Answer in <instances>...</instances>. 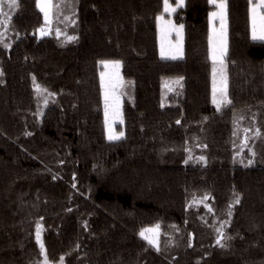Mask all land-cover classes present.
I'll use <instances>...</instances> for the list:
<instances>
[{
	"label": "trees",
	"instance_id": "trees-1",
	"mask_svg": "<svg viewBox=\"0 0 264 264\" xmlns=\"http://www.w3.org/2000/svg\"><path fill=\"white\" fill-rule=\"evenodd\" d=\"M18 4L4 9L10 47L0 44V264H42L38 224L53 264H264V137L250 141L254 157L242 148L243 129L264 133V41L251 38L249 0H227L233 103L221 111L209 0H185L171 16L185 33L176 60L159 53L163 0H67L75 23H57L75 41L41 38L36 0ZM103 60L121 61L133 85L115 141L106 137ZM178 77L183 87L169 91ZM37 84L55 95L38 96ZM224 220L231 239L221 248ZM156 224L160 252L139 236Z\"/></svg>",
	"mask_w": 264,
	"mask_h": 264
},
{
	"label": "snow or ice",
	"instance_id": "snow-or-ice-1",
	"mask_svg": "<svg viewBox=\"0 0 264 264\" xmlns=\"http://www.w3.org/2000/svg\"><path fill=\"white\" fill-rule=\"evenodd\" d=\"M211 4H213L217 11H213L211 16L213 21L219 19L220 27L216 29L213 27V33L210 37V45H211V55L210 58L212 60V103L215 105L217 111H221L223 108L232 105L233 101L229 95V77L227 73V64H226V56H227V0H209ZM250 11H251V20H252V38L254 40L264 41V0H249ZM68 6L67 0H36V7L43 14V24L39 28H37L36 32L39 33L40 37L43 38L45 36L55 35L57 39L61 36L65 38L66 41H75L78 39L76 36H69L67 32L62 31V29L58 26L57 21H60L63 16V21L67 23L74 24L75 21L73 16L75 13L73 12V16L64 15V9ZM185 6V0H175V4L170 3V0H163V13L171 16L176 13L178 9L183 8ZM7 7L8 9H15L19 7L18 0H0V28L3 30L0 31V44H3L5 48L10 47L9 44L5 43L4 38L7 35L8 26L10 24V15L9 12H6L4 9ZM161 14L157 17L158 21L161 24V57L165 59H180L183 57V29L184 25L174 24L170 19L165 20V15ZM172 33H175L177 39V43L174 46H171L174 50L168 53L165 52L164 40L171 36ZM170 43V42H169ZM100 64L104 68L114 69V74L110 75L108 80H105V73L101 72V84L104 88V104H105V118L106 123L108 125V140L115 141L123 138V132H115L112 128V124L114 120L109 119V101L110 99L115 102L117 106V111L114 115L117 118L121 117V113L118 110L120 97L116 95V90L118 88H123L125 86H131V81H124L123 77L120 75V68L122 67V62L119 60H103L100 61ZM3 75V72L0 71V76ZM33 81L35 82V77H33ZM183 77H178L175 80L165 82V87L169 88V91H175V87H169V83L174 86L183 87ZM36 92L38 96L44 95L54 96L55 93H50L46 88H42L40 85H35ZM124 93H121L123 95ZM47 98L44 99L45 106L47 105ZM42 114V113H41ZM120 123H123V119L120 118ZM180 121H177L179 124ZM243 141L242 148H248L251 151L252 156L256 155V152L250 147V141L253 139H258L264 137V133L261 132L259 128H246L243 129ZM251 133V135H249ZM238 132H234V135H237ZM30 135V133H29ZM206 147V145H204ZM191 150L189 149V152ZM239 155V153H238ZM191 155H189V159H191ZM199 161H205L204 156L199 157ZM187 162V161H186ZM253 160H248V165H251ZM75 186V185H73ZM235 199L233 204L240 203L239 194H234ZM209 195L205 194L202 198H193V204L196 203H204L209 199ZM192 206V205H189ZM205 207L208 208L209 211H212L210 205L205 204ZM231 205L229 207L228 215L231 216ZM230 224L229 220H224L220 227L217 228L218 237L216 239V244L223 248L226 247L225 241L231 239V237L226 236L224 232L225 226ZM42 230L43 226L38 224L36 227V241L39 245L40 254L43 256L42 264H50L49 257L47 254L45 243L42 239ZM139 236L145 240L149 246L153 247L157 252L161 251L160 247V225L156 224L153 227L144 228L139 232ZM60 264H64V258H60Z\"/></svg>",
	"mask_w": 264,
	"mask_h": 264
},
{
	"label": "rangeland",
	"instance_id": "rangeland-1",
	"mask_svg": "<svg viewBox=\"0 0 264 264\" xmlns=\"http://www.w3.org/2000/svg\"><path fill=\"white\" fill-rule=\"evenodd\" d=\"M254 2H255V0H254ZM69 3L72 5V2H69ZM170 3H173V5H174L175 4V0H170ZM213 11H217L216 7H215V9ZM164 15H165V20H169L170 19L174 24H176L173 21V19L171 18V16L173 14L171 16H167V14H164ZM157 24H158V31H159V53H160L161 52V24L158 21V19H157ZM176 25H179V24H176ZM210 26H211V36H212L213 27H215L216 29H219V27H220V21H219V19H216L215 21H213L212 16H210ZM251 38H252V20H251ZM177 39L178 38L176 37L175 33H172L171 36L167 37L164 40V47H165V52L166 53L174 50L171 46H174L177 43ZM184 40H185V33H184V29H183V56H184ZM256 41H261V40H256ZM227 49H228V17H227ZM227 52H228V50H227ZM160 56H161V54H160ZM226 64H227V62H226ZM102 72L105 73V80L107 81L108 78H109V76L112 75V74H114L115 70L114 69H111V68H104L103 67ZM119 72H120V75L122 76L121 68H120ZM227 73H228V70H227ZM124 81H125V79H124ZM101 86H102V84H101ZM171 86H173V85H171L169 83V87H171ZM121 93H124V94L121 95ZM116 95L120 97V102H119L118 110L122 114L120 118L123 119V104H124L125 99H127L129 101H132V98H133V85L131 84V86H125L123 88H118L116 90ZM102 97H103V104H104V88H103V86H102ZM163 103L164 104L166 103L165 97H164ZM214 107H215V105H214ZM108 111H109V119L110 120H114V123L112 124L113 130L115 132H117V133H119V132H123L124 133V128H123V126H124V120H123V123H120V118H117L114 115V113L117 111V106H116L115 102L112 101L111 99L109 101V109H108ZM104 120H105L106 137L108 139V125L106 123V118H105V104H104ZM119 125H121L123 129H119ZM50 264H53V263H50Z\"/></svg>",
	"mask_w": 264,
	"mask_h": 264
}]
</instances>
